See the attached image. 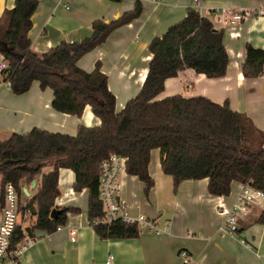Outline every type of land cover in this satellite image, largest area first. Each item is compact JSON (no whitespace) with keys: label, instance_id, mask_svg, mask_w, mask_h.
<instances>
[{"label":"crops","instance_id":"0c3cea01","mask_svg":"<svg viewBox=\"0 0 264 264\" xmlns=\"http://www.w3.org/2000/svg\"><path fill=\"white\" fill-rule=\"evenodd\" d=\"M28 33L30 50L42 55L62 42H81L91 36L95 21L110 23L134 8L136 0H37ZM142 12L130 23L114 30L103 44L77 61V67L90 73L96 63L107 77V88L115 98V112L140 91L151 55L148 45L169 27L182 21L188 9H195L215 28L221 29L214 11L255 10L264 12V0H140ZM14 7V0H0V16ZM223 43L229 62L223 77L216 75L215 63L206 61L195 69H182L167 79L164 92L157 100L181 95L186 100L206 99L218 106H228V114H245L254 127L264 134V74L245 79L241 65L246 46L264 51V14L248 17L243 24L224 33ZM3 61L0 55V63ZM210 70L212 75H208ZM53 92L41 89L38 82L22 95H14L0 77V141L12 134L24 135L33 129L75 136L77 128L100 125L85 107L80 117L55 111ZM120 168L117 197L129 218L140 216L161 228L159 233L138 225L135 239L105 240L96 236L87 219V191L75 193L73 172L59 169L54 208H76L68 213L65 226L48 235L35 231V242L23 254L20 264H184L180 252L189 257L188 264H264V222L258 217L264 203L247 204L237 200L242 184L232 182L228 196L208 193L207 179L183 181L176 191L172 178L161 170L158 150L150 155L148 173L154 182L148 194L137 177ZM51 171L50 167L43 173ZM36 182L21 186L22 203L31 199ZM0 175V218L2 207ZM237 231L227 236L220 227L234 206ZM29 224V222H28ZM75 231L74 243L69 230Z\"/></svg>","mask_w":264,"mask_h":264},{"label":"trees","instance_id":"16d2710c","mask_svg":"<svg viewBox=\"0 0 264 264\" xmlns=\"http://www.w3.org/2000/svg\"><path fill=\"white\" fill-rule=\"evenodd\" d=\"M37 0H14V7L0 16V55L6 68L0 73L4 84L14 95L26 93L32 83L53 92L52 108L60 113L80 117L85 107L100 120L95 127L77 128L75 136L33 129L12 134L0 141V175L3 188L12 184L17 191L19 210L30 215L26 231L52 234L67 221L76 208H62L50 217L58 189L59 169L73 172V191H87V219L96 236L105 240L135 239L138 224L121 218L104 224L100 199V164L115 154L124 158L125 173L137 177L148 194L154 182L148 165L153 150L160 155L161 170L172 178L174 191L186 180L207 179L211 196H228L230 185L237 182L264 192V134L245 114H228V106H218L206 99L186 100L173 95L161 100L167 79L175 78L182 69H195L208 60L215 63L216 75L223 77L229 58L217 29L198 10L188 9L185 18L172 25L148 45L151 60L139 93L120 112H115V98L107 88V77L95 69L84 72L77 61L105 42L116 29L138 18L140 0L134 8L110 23L95 21L91 36L81 42H62L47 53L30 50L28 33ZM212 75L211 71H207ZM241 73L245 79L264 74V51L246 46ZM50 167L51 171L43 173ZM36 182L33 197L22 203L23 183ZM29 220V221H30ZM258 222H264V209ZM24 238L17 228L11 238L14 248Z\"/></svg>","mask_w":264,"mask_h":264},{"label":"built area","instance_id":"2783aa9c","mask_svg":"<svg viewBox=\"0 0 264 264\" xmlns=\"http://www.w3.org/2000/svg\"><path fill=\"white\" fill-rule=\"evenodd\" d=\"M264 12L255 10H230L222 8L214 11V15H217L218 22L223 24L221 28L224 33L228 26H240L248 17H254L262 15ZM6 68L4 61L0 63V73ZM264 150V144L262 145ZM124 158L118 157L115 154L109 155L108 159L104 160L100 164V177H99V190L100 199L103 203L104 215L101 221L104 224L111 223L119 218L128 222L136 223L138 225L144 224L150 231L159 233L160 227L153 224L152 221L146 220L140 216L137 220L129 218L125 213L123 204L119 201L117 194L119 186L117 183L118 174L120 168L124 162ZM238 201L247 204H259L264 203V192L252 188L249 185H242L241 192L237 198ZM240 208L234 206L232 211L228 212L226 219L224 220L220 230L227 236H234L237 231V210ZM30 212L21 213L19 210L18 194L12 184H6L3 188V205L1 207L0 218V264H20L21 258L24 252L33 245L35 238L27 234L26 228L30 220ZM65 226H59L54 232L61 230ZM19 228L24 235L23 240L17 244L14 248L10 247V242L14 231ZM69 230V240L74 243L75 231ZM53 232V233H54ZM51 235V234H48ZM180 257L184 264L189 263V257L185 252H180ZM112 257L109 258L107 264L110 263Z\"/></svg>","mask_w":264,"mask_h":264},{"label":"water","instance_id":"95a60500","mask_svg":"<svg viewBox=\"0 0 264 264\" xmlns=\"http://www.w3.org/2000/svg\"><path fill=\"white\" fill-rule=\"evenodd\" d=\"M60 213H61V209L54 208V209L50 212V217H51L52 219H55ZM31 214H35L34 207H31Z\"/></svg>","mask_w":264,"mask_h":264},{"label":"bare ground","instance_id":"6f19581e","mask_svg":"<svg viewBox=\"0 0 264 264\" xmlns=\"http://www.w3.org/2000/svg\"><path fill=\"white\" fill-rule=\"evenodd\" d=\"M230 28H233V29H235V28H236V26H228V27L226 28V31H227L228 29H230Z\"/></svg>","mask_w":264,"mask_h":264},{"label":"rangeland","instance_id":"374dc122","mask_svg":"<svg viewBox=\"0 0 264 264\" xmlns=\"http://www.w3.org/2000/svg\"><path fill=\"white\" fill-rule=\"evenodd\" d=\"M31 222H32V220L29 221V223H31Z\"/></svg>","mask_w":264,"mask_h":264}]
</instances>
